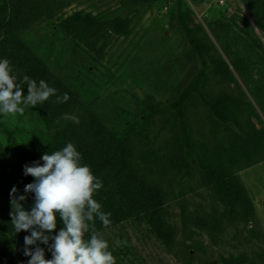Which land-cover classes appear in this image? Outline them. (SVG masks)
I'll return each mask as SVG.
<instances>
[{"label": "trees", "instance_id": "trees-1", "mask_svg": "<svg viewBox=\"0 0 264 264\" xmlns=\"http://www.w3.org/2000/svg\"><path fill=\"white\" fill-rule=\"evenodd\" d=\"M236 2L238 12L216 21L212 30L225 59L210 52L212 46L198 36L201 27L188 10L178 7L172 19L190 46L185 57L193 77L166 107L152 95H133L134 107L129 111L88 98L80 69L71 65L72 61L83 65L78 51L83 47L100 61L111 35H129L128 19H102L79 12L62 19L58 31L68 39L64 50L68 66L53 68L29 47L26 36L66 7L67 0H0V59L10 61L18 79L23 75L37 82L42 79L57 90L56 96L36 106L46 129L52 131L47 145L35 152L16 148L14 162L0 145V264H27L30 259L24 255V237L30 233H15L9 215L13 186L18 194H24L25 185L34 180L24 175V165L31 166L34 161L42 164L44 153L60 150L68 142L74 144L82 163L103 184L94 199L102 205V211L111 213V223L104 227L98 218L95 220L101 234L140 220L177 264H264V251L257 261L245 254L219 255L216 261H210L212 254L208 255L207 246L199 240L205 235L216 243L224 222L246 226L254 220V206L237 172L253 163L255 157L264 160V127L256 128L244 115L243 101L225 92L212 97L202 93L208 70L227 84L238 85L239 79L264 116V82L255 74L250 57L252 53H264V0ZM66 67L69 72L63 70ZM23 87L27 95V85ZM64 93L69 96L67 102L56 103L57 96ZM196 98L210 112L213 147L204 137L194 136L191 109ZM71 116L78 117L79 123ZM165 116L170 121L169 137L153 148V127ZM221 131L228 134L227 140H219ZM187 182L207 192V206L184 196L181 188ZM176 187L180 189L177 194ZM33 197L29 193L22 202L28 210ZM61 227L58 218L57 232ZM40 246L45 248L46 259H51L47 246Z\"/></svg>", "mask_w": 264, "mask_h": 264}, {"label": "rangeland", "instance_id": "rangeland-1", "mask_svg": "<svg viewBox=\"0 0 264 264\" xmlns=\"http://www.w3.org/2000/svg\"><path fill=\"white\" fill-rule=\"evenodd\" d=\"M67 2L68 5L56 12L51 20L42 22L28 33L26 41L30 44L29 47L38 56L46 59L50 67H65L68 66L64 58L68 39L58 31V23L62 19L75 12L102 19H128L129 35H111L100 61L94 60L93 54L83 47L78 50L83 58V65L75 61L71 65L75 70L80 69L85 81L83 88L86 89L88 98H98L101 102L115 104L129 111L134 107L133 95L139 98L152 95L166 107L169 101L178 97L193 77L192 66L185 57L190 46L172 19L179 6L188 10L194 23L201 27L198 36L212 46L210 52L224 59L212 30L216 21L229 19L238 12L236 0H150L143 4L131 0ZM234 30L239 32L238 28ZM250 57L255 74L264 82V53H252ZM63 70L69 72L68 67ZM238 82V85L224 83L208 70L202 93L212 97L225 92L240 98L245 105L244 115L249 117L256 128H263L264 116L251 98L248 88L239 79ZM192 104L194 136L197 139L204 137L205 142L213 147L215 141L211 134L210 112L201 106L198 98ZM21 106L25 109L23 114H0V145L12 162L15 161L16 148L35 152L51 140L52 131L46 129L36 107ZM168 120L167 116L156 120L152 133L153 148H157L169 137ZM218 137L219 140H227L228 134L221 131ZM256 159L258 158L255 157L253 163L237 172L254 206V220L246 226L236 222H224L216 243L201 235L199 240L207 246L208 255L212 254L210 261H216L219 255L239 254H245L257 261V256L264 251V160ZM181 189L189 200L207 206V192L198 188L195 183L187 182ZM179 190L176 187L175 194ZM102 235L108 241L116 264H177L140 220L129 221ZM117 240L126 241V244L116 246Z\"/></svg>", "mask_w": 264, "mask_h": 264}, {"label": "clouds", "instance_id": "clouds-1", "mask_svg": "<svg viewBox=\"0 0 264 264\" xmlns=\"http://www.w3.org/2000/svg\"><path fill=\"white\" fill-rule=\"evenodd\" d=\"M56 93L42 79L37 82L27 75L18 79L10 61L0 59V114H23L25 109L21 105L36 107ZM68 99L64 93L55 102L65 103ZM70 119L79 123L76 116ZM40 159L42 164L34 161L31 166L24 165V175L34 178L25 185L24 194H18L15 186L9 194V215L15 233H30L24 237V255L30 257L27 264H116L108 241L95 228L97 218L104 227L111 223V213L102 211V205L94 199V193L103 187L102 182L82 163L81 153L71 142L60 150L44 153ZM29 193L34 194L30 210L22 203ZM58 218L63 227L57 232ZM41 244L47 246L51 259H46ZM121 244L126 241H116V246Z\"/></svg>", "mask_w": 264, "mask_h": 264}]
</instances>
